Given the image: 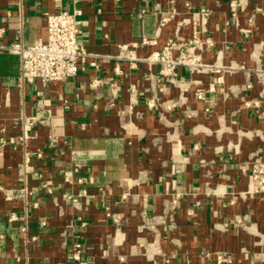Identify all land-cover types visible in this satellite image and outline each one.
I'll list each match as a JSON object with an SVG mask.
<instances>
[{
    "label": "crops",
    "instance_id": "0c3cea01",
    "mask_svg": "<svg viewBox=\"0 0 264 264\" xmlns=\"http://www.w3.org/2000/svg\"><path fill=\"white\" fill-rule=\"evenodd\" d=\"M63 10L97 67L23 85L0 51V264H264V0H0V41ZM171 43L195 63L175 83Z\"/></svg>",
    "mask_w": 264,
    "mask_h": 264
},
{
    "label": "built area",
    "instance_id": "2783aa9c",
    "mask_svg": "<svg viewBox=\"0 0 264 264\" xmlns=\"http://www.w3.org/2000/svg\"><path fill=\"white\" fill-rule=\"evenodd\" d=\"M238 4L232 3L233 11H236ZM81 11L70 13L68 11H58L53 14H46L47 36L45 39H37L33 44H25L19 39H15L10 44L0 41V51L18 55L21 58V82L30 84L35 80L45 83L64 81L75 77L82 64L90 63L97 67L96 60H91V56L79 45L80 29L77 25V17ZM4 30H0V38ZM196 42V41H195ZM172 43L166 46L156 58L160 65V74L175 83L176 70L179 66H195L194 61L188 56V48L184 47L180 55L174 58L171 53ZM258 80L264 85V70L258 72ZM99 80L92 83L93 87L98 86ZM80 164H75L71 172L66 173L65 181L72 183V175L81 170ZM250 192L254 195L264 196V158L254 155L250 163ZM79 185H85L84 179L77 180ZM26 193V192H25ZM78 197H87L88 191L83 188ZM65 199H72L70 195H63ZM17 220L15 215L9 217L13 223ZM153 226H151L152 228ZM24 233L27 228L23 227ZM32 240H35L33 238ZM72 250V260L80 261L82 255V245L74 243L70 246Z\"/></svg>",
    "mask_w": 264,
    "mask_h": 264
}]
</instances>
